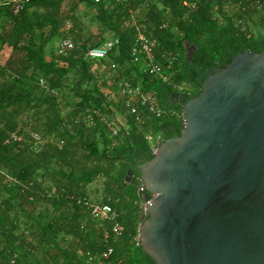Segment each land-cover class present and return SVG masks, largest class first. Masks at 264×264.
<instances>
[{
	"label": "trees",
	"instance_id": "1",
	"mask_svg": "<svg viewBox=\"0 0 264 264\" xmlns=\"http://www.w3.org/2000/svg\"><path fill=\"white\" fill-rule=\"evenodd\" d=\"M192 1L191 10L182 0H0V57L9 50L0 62V264H155L135 241V162L152 158L145 134H180L181 106L169 102L175 85L196 96L208 72L264 47V0ZM91 11L94 31L84 20ZM138 29L154 41L165 81L133 60ZM56 37L70 38L73 48L59 53ZM108 39L117 43L105 58L87 56ZM122 80L167 113L155 117L137 103L132 113ZM76 197L110 205L121 235Z\"/></svg>",
	"mask_w": 264,
	"mask_h": 264
},
{
	"label": "water",
	"instance_id": "2",
	"mask_svg": "<svg viewBox=\"0 0 264 264\" xmlns=\"http://www.w3.org/2000/svg\"><path fill=\"white\" fill-rule=\"evenodd\" d=\"M169 102L181 106L180 134L135 162L140 202L156 195L140 215L141 249L155 264H264V47Z\"/></svg>",
	"mask_w": 264,
	"mask_h": 264
},
{
	"label": "built area",
	"instance_id": "3",
	"mask_svg": "<svg viewBox=\"0 0 264 264\" xmlns=\"http://www.w3.org/2000/svg\"><path fill=\"white\" fill-rule=\"evenodd\" d=\"M96 2L100 0H95ZM182 4L185 7L190 8L191 10L196 7V3L192 0H182ZM21 9L20 4H15L12 6V10L14 12H17ZM114 43H117V39L114 41H107L103 45L99 47H94L88 50L87 56L91 58L92 60H95L96 62H99L103 58H105L108 54V52L111 50ZM73 48V42L70 39H63L58 46L59 53H66L67 51L71 50ZM155 43L153 40H151L143 31L137 30L136 36L133 41V45L130 49V54L135 62L139 61V59H143V63L145 68L148 70L150 74H157L161 79L164 81L166 80V76L162 74V67L155 61ZM169 67V65H168ZM110 68L113 72L117 70V67L115 65H111ZM39 83L45 87V83L43 80L40 79ZM119 89L120 93L126 97L125 105L130 108L132 113H136L137 104H139L142 107H145L147 111L154 115L155 117H161L167 112L161 108L155 99L150 96L149 94L145 93L141 90V87L139 86H132L127 81H121L119 83ZM175 92L181 93L186 92L188 95L189 93L186 90L185 84H178L175 85ZM47 90V89H46ZM182 120L184 124V118L183 114ZM140 120V119H138ZM110 131L112 134L117 133V125L115 123L109 124ZM145 140L149 144L150 149V155L153 157L157 154L158 149L162 141L164 140L161 133H156L152 131H148L145 136ZM14 139H16L14 137ZM140 181V180H139ZM138 190L140 192L144 191L143 185L140 182L138 186ZM156 197L155 194H151L149 200L145 202H140V209L141 212H144L145 207L151 203V201ZM75 203L78 205L83 206L89 214L100 221H109L110 227L109 232L113 234L114 236L121 235L123 231V227L121 224L117 221V214L113 210V208L108 204H99V203H93L89 201L86 198L83 197H76ZM108 232L105 233L104 237L107 238ZM135 241L137 244H140V235H139V228H137V234L135 236ZM111 253V249H108L102 253L103 258H107V256ZM88 256V254H87ZM89 260L92 259V257L88 258Z\"/></svg>",
	"mask_w": 264,
	"mask_h": 264
},
{
	"label": "rangeland",
	"instance_id": "4",
	"mask_svg": "<svg viewBox=\"0 0 264 264\" xmlns=\"http://www.w3.org/2000/svg\"><path fill=\"white\" fill-rule=\"evenodd\" d=\"M92 14H93L92 11H91V12H88V16L85 17V19H84V20H85V25L89 28V30H91V29H95V28H96V25L93 24V23L91 22ZM57 38H58V37L54 38L53 42H54L55 40H57ZM57 41H58V40H57ZM57 41L54 42V46L56 45ZM49 45H50V44H49ZM49 45L47 46V48L50 47ZM56 46H58V44H57ZM6 56H7V49H6L5 51L3 50V53L1 54V57H0V62H1V63L5 61ZM190 91H191V88L188 87V88H187V92L189 93Z\"/></svg>",
	"mask_w": 264,
	"mask_h": 264
},
{
	"label": "crops",
	"instance_id": "5",
	"mask_svg": "<svg viewBox=\"0 0 264 264\" xmlns=\"http://www.w3.org/2000/svg\"><path fill=\"white\" fill-rule=\"evenodd\" d=\"M92 30L94 31V30H96V28H95V29H92ZM63 39H66V38H63ZM63 39H62V40H63ZM67 39H70V38H67ZM62 40H60L58 43H56V45L58 44V46H59V43H60ZM70 40H71V39H70ZM71 41H72V40H71ZM107 41H110V40L108 39ZM107 41H106V42H107ZM56 45H55V46H56ZM58 46H56L57 49H58ZM5 50H6V49H5ZM8 53H9V50L7 49V54H8ZM105 91H106V93L108 92L107 89H106Z\"/></svg>",
	"mask_w": 264,
	"mask_h": 264
}]
</instances>
